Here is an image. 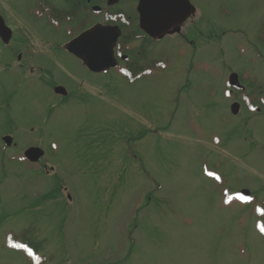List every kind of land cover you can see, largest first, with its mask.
I'll return each instance as SVG.
<instances>
[{
    "label": "rangeland",
    "instance_id": "obj_1",
    "mask_svg": "<svg viewBox=\"0 0 264 264\" xmlns=\"http://www.w3.org/2000/svg\"><path fill=\"white\" fill-rule=\"evenodd\" d=\"M36 2H10L24 29L0 43V264H264V207L223 202L240 189L264 200V110L235 117L222 96L232 72L264 87V0H190L194 63L178 37L140 44L168 68L133 81L53 50L85 10L58 29L35 16ZM27 40L51 43L35 59ZM55 84L70 97L56 98ZM5 135L16 146L3 150ZM30 147L47 152L46 170L24 163Z\"/></svg>",
    "mask_w": 264,
    "mask_h": 264
},
{
    "label": "flooded vegetation",
    "instance_id": "obj_2",
    "mask_svg": "<svg viewBox=\"0 0 264 264\" xmlns=\"http://www.w3.org/2000/svg\"><path fill=\"white\" fill-rule=\"evenodd\" d=\"M11 1L12 0H0V17L3 19L5 25L13 33L12 39L8 45L3 44L2 40L0 39V43L4 47H9L11 45L15 37L14 32L17 31V29L20 30L18 27H16L17 23L20 24L21 30L24 29V23L22 21L18 20V22H13L9 18L8 7L10 6ZM115 1L116 0H62L63 6H59L58 5L59 0H37L34 6V14L38 19L47 17L50 24L59 29L63 25L72 26L74 20L77 19L80 12L82 10H85V16L83 17V20H81L80 22L81 24L79 30L76 33H74L68 41L66 40L61 43H53V45L50 46H53V50L60 51L61 53L63 52L72 59L76 60L83 66V68L88 73L95 75H104L107 73L97 74L91 72L79 58H77L73 54L68 53L66 48L71 41H74V39H77L80 35L98 26H104V27L118 26L121 29L122 38H120L117 47L115 49V54L118 57V64H119L118 68L119 67L128 68L129 70H131V72H133V75L139 74L143 72V70L147 69L146 65L149 62L148 60L144 59V57L141 56L142 53L143 54L145 53V50L142 48H136V46L140 44L153 45L165 40L179 41L180 39L181 41L183 40L182 43L186 42L189 45L194 46L195 42L188 39L187 34L183 32L186 23L184 24V26H182L183 29L181 34L168 36L161 41L152 40L151 38L146 36L142 31H140L139 14H138L139 0L134 1L132 9L128 13L123 11L122 5L124 3V0H119L118 3H115ZM188 23H190V21ZM175 37H178L179 39H176ZM128 40H130L129 43ZM31 42H32L31 40H27L26 42L27 48H30V52H28L27 57L28 58L34 57L35 59L41 56V54L45 52L46 46H48L51 43V42L41 41L40 44L37 45L38 48H36V46L33 45ZM127 49L129 50L130 54H128ZM118 53L120 55H118ZM18 54H22V53L19 52ZM19 56H18L19 58L17 57L16 60L18 62V67H23L24 63L21 62V59L24 60L25 56L24 55H19ZM125 56L127 57V60L125 59L126 58ZM31 69H36V70L33 71ZM31 69L28 70L29 75L38 72L37 70H41V74L43 76L47 75V74L45 75L44 69H42L41 67H32ZM58 87L65 88V86L61 84H55V86L52 87L54 96H58V99H61V101L68 99L71 95L69 94L68 91H67L68 95L64 97L61 95H55V89ZM191 89L192 87L190 86H184L182 88H177V92L178 95L180 96L182 95L183 92L189 91ZM226 90L230 93L229 99L232 100L231 106L233 104H238L240 106V112H243L244 114L246 113V111L247 112L249 111L247 109L248 105H252V104L257 105L256 101L260 100V97L257 96L260 94V89H255V87L254 88L245 87V90L243 92L239 90H234L232 88H228V89L225 88L223 94L225 93ZM234 96L236 97L233 100ZM31 148L32 147H30V149ZM43 167L45 168L44 165Z\"/></svg>",
    "mask_w": 264,
    "mask_h": 264
},
{
    "label": "water",
    "instance_id": "obj_3",
    "mask_svg": "<svg viewBox=\"0 0 264 264\" xmlns=\"http://www.w3.org/2000/svg\"><path fill=\"white\" fill-rule=\"evenodd\" d=\"M141 16V29L152 38L164 37L169 33V28L173 25H179L194 13L193 8L187 0H141L139 6ZM0 34L7 40L9 31L0 21ZM119 37V31L114 29L95 27L90 32L74 41L69 46V51L74 53L91 71L100 72L116 67L113 57V47ZM236 76H232L231 85L236 84ZM61 94H65L61 90ZM8 145L11 139L7 138ZM43 156L39 149L27 152L33 162L38 161Z\"/></svg>",
    "mask_w": 264,
    "mask_h": 264
},
{
    "label": "snow or ice",
    "instance_id": "obj_4",
    "mask_svg": "<svg viewBox=\"0 0 264 264\" xmlns=\"http://www.w3.org/2000/svg\"><path fill=\"white\" fill-rule=\"evenodd\" d=\"M13 247H17V245H13ZM29 254H31V253H29Z\"/></svg>",
    "mask_w": 264,
    "mask_h": 264
}]
</instances>
